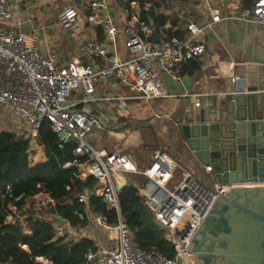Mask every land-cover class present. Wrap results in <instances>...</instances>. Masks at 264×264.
I'll return each instance as SVG.
<instances>
[{
    "label": "built area",
    "instance_id": "1",
    "mask_svg": "<svg viewBox=\"0 0 264 264\" xmlns=\"http://www.w3.org/2000/svg\"><path fill=\"white\" fill-rule=\"evenodd\" d=\"M22 1L0 0V133H11L28 141L32 153L43 122L48 123L58 149L70 142L75 144L76 159L63 167L74 165L79 169L78 178L97 180V197L115 213L112 222L104 213H93L88 196L82 193L78 199L84 204L85 216H78L81 220L85 218V223L72 225L63 219L62 225L57 227L51 218L54 238L70 242L91 240L96 249L85 254L84 264H176L179 257L188 252L195 235L193 231L197 232L219 192L209 191L200 178L190 172H182L179 180L171 184L176 164L164 151L157 150L148 167L141 170L125 153L94 147L88 136L94 129L108 128L109 123L82 105L92 103L99 107L103 102L117 101L120 111L127 101L152 105L157 100L175 97L166 93L158 73L176 78L174 69L179 63L204 55L205 45L195 41L205 29L222 20L220 10L210 8L211 21L204 27L189 22L183 38L153 43L148 39L151 28L141 19L139 4L135 0H121L129 15L123 29L128 58L121 59L116 49V35L120 30L108 13L109 0H87L81 3L86 12L85 20L90 26L103 29L105 41L85 39L79 44L78 54L87 60L84 64L77 58L63 60L57 53L43 51L39 32L27 30L28 20L9 24ZM78 16V10L66 8L58 15V24L63 30H72ZM237 19L264 26V0H254L251 7L240 11ZM216 64V58L210 56L209 66ZM101 78L118 79L127 93L96 97V86ZM230 82L234 84L236 77ZM79 93L84 96L82 99H77ZM241 93L264 94V85L250 91L244 87ZM210 95H183L193 100L189 118L199 110V99ZM151 111L156 119L168 118L158 106L152 105ZM175 125L180 123L175 122ZM203 172L211 173V167L205 166ZM135 178L139 179L138 183L133 181ZM118 188L126 191L136 207L145 213L169 254L155 248L144 249L135 243L130 226L120 214ZM38 189L28 198L35 201L34 210L53 207L54 200L40 186ZM229 189L222 186L220 190ZM1 199L8 200L3 209L5 223L23 224L27 217L22 211L28 199L19 205L22 196H15L10 184L6 185ZM37 261L47 264L43 258Z\"/></svg>",
    "mask_w": 264,
    "mask_h": 264
},
{
    "label": "crops",
    "instance_id": "2",
    "mask_svg": "<svg viewBox=\"0 0 264 264\" xmlns=\"http://www.w3.org/2000/svg\"><path fill=\"white\" fill-rule=\"evenodd\" d=\"M85 1L87 0L74 1L79 7V16L75 27L69 31L63 30L58 24V15L66 8H74V4L69 6V2L64 0H23L9 24L28 20L30 24L27 30L39 32L43 51L57 53L63 60L77 58L86 64L87 60L78 54L79 44L85 39L103 43L105 33L102 28L90 26L85 20L86 12L81 5ZM135 1L139 4V9L146 13L151 25L154 20L161 24L152 27L147 22L151 28L148 39L153 43L154 35L158 42L173 37L183 38L189 22L200 27L206 26L211 21L210 8H218L222 20L197 37L195 42L205 45L204 55L179 63L174 69L176 78L163 72L158 73L166 93L175 95L152 104L158 106L167 119H156L151 111L152 105L142 101H127L120 111L117 101L103 102L99 107L86 103L82 107L109 123L106 129H94L88 136V141L98 149L127 154L141 170L148 167L157 150L164 151L176 164L171 184L179 180L182 172H190L199 178L204 166L181 161L176 152L183 147L179 126L189 120L188 115L193 111V100L183 95L211 94L199 99L200 110L210 103L214 95L225 92L232 85H243L247 65H264V26L247 24L237 19L240 11L251 7L254 0H146L142 6L140 1ZM108 13L120 30L116 35L117 52L121 59H127L123 29L129 21V15L117 0L108 1ZM169 34L175 36L169 37ZM210 56L216 58L217 64L214 67L209 66ZM232 77H236L234 84L230 82ZM243 89L241 87L238 90L241 92ZM126 93L125 87L116 78H101L95 90V96L99 98ZM83 97L81 93L77 95V99ZM221 105L219 102L218 106ZM193 117L194 115L191 116ZM175 122L180 125H175ZM160 135L168 140L160 138ZM45 160L44 154V160L35 164ZM133 181L138 183L139 179L135 178ZM54 217L56 216L52 218Z\"/></svg>",
    "mask_w": 264,
    "mask_h": 264
},
{
    "label": "water",
    "instance_id": "3",
    "mask_svg": "<svg viewBox=\"0 0 264 264\" xmlns=\"http://www.w3.org/2000/svg\"><path fill=\"white\" fill-rule=\"evenodd\" d=\"M261 77L264 65H247L243 85L214 95L179 126V159L210 166L211 173L202 171L199 178L209 191L219 193L176 264H264V94L238 90L264 85ZM222 186L230 189L221 191ZM51 221L57 227L63 223L57 216Z\"/></svg>",
    "mask_w": 264,
    "mask_h": 264
},
{
    "label": "trees",
    "instance_id": "4",
    "mask_svg": "<svg viewBox=\"0 0 264 264\" xmlns=\"http://www.w3.org/2000/svg\"><path fill=\"white\" fill-rule=\"evenodd\" d=\"M138 1L142 6L146 0ZM141 19L151 25L143 9ZM151 26L158 27L161 24L154 20ZM172 36L175 35L169 34V37ZM36 145L43 149L46 160L34 164L30 159L28 141L18 139L11 133H0V264H41L38 258H43L47 264H84L85 254L96 249L94 243L88 239L78 242L55 239L50 219L58 216L72 225H83L85 218L81 220L78 215L85 216L84 204L79 202L78 196L87 191L91 192L88 196L90 211L106 214L111 222L115 220V213L108 210L102 199L95 195V189L99 186L97 180L91 177L78 178L79 170L74 165L63 167L65 163H72L76 159L73 154L74 143L70 142L58 149L49 124L43 122ZM9 184L15 196H22L19 205L37 193L38 186L54 200L55 205L46 208L47 217L38 213L37 216H27L23 224H7L3 209L8 200H2L1 196ZM117 196L121 217L130 226L135 243L144 249L155 248L169 254L164 241L155 233L147 217L136 207L128 193L119 190Z\"/></svg>",
    "mask_w": 264,
    "mask_h": 264
},
{
    "label": "rangeland",
    "instance_id": "5",
    "mask_svg": "<svg viewBox=\"0 0 264 264\" xmlns=\"http://www.w3.org/2000/svg\"><path fill=\"white\" fill-rule=\"evenodd\" d=\"M68 5L69 6H73L72 4H74V1L73 0H68ZM76 10L77 9H79V7L78 6H76L75 4H74V6H73ZM160 138H162V139H164L165 137L164 136H162V135H160ZM168 139L167 138H165V141H167ZM112 152H119V151H112ZM31 158L33 159L32 160V163H34L35 164V162H39V161H42V160H44V153H43V149L41 148V147H34L33 148V152H32V155H31ZM36 206V204H35V201H32V200H26V202H25V208H24V210L22 211V213L24 214V215H26V217L27 216H29V215H35V216H37V215H39L38 213H40V214H43L44 216H46L47 214H46V208H43L41 211H35L34 210V207ZM47 217V216H46Z\"/></svg>",
    "mask_w": 264,
    "mask_h": 264
}]
</instances>
